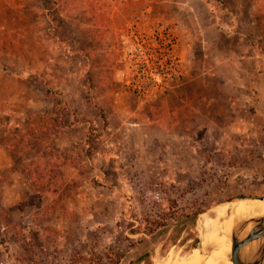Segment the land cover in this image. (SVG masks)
Returning <instances> with one entry per match:
<instances>
[{
	"label": "rangeland",
	"instance_id": "374dc122",
	"mask_svg": "<svg viewBox=\"0 0 264 264\" xmlns=\"http://www.w3.org/2000/svg\"><path fill=\"white\" fill-rule=\"evenodd\" d=\"M261 197L264 0H0V264H192Z\"/></svg>",
	"mask_w": 264,
	"mask_h": 264
},
{
	"label": "bare ground",
	"instance_id": "6f19581e",
	"mask_svg": "<svg viewBox=\"0 0 264 264\" xmlns=\"http://www.w3.org/2000/svg\"><path fill=\"white\" fill-rule=\"evenodd\" d=\"M259 217H264V201L239 199L236 201L222 203L212 218L206 216L205 219H203L202 216L200 219V225H202L201 227L203 230L202 245H209V243L216 239L217 234L220 231L229 228L231 223L237 225L242 220H250ZM250 227L251 225L247 228L249 229ZM256 246V243H251L244 247L240 251L241 257L244 259L251 257ZM230 249V241L221 243L214 248L213 256L208 257L206 260H204L203 257L200 259L199 251L197 249H193L189 254V260L192 261V264H200V262L203 264H217L218 261L222 259L220 256H227L230 254ZM229 264L232 263L230 262Z\"/></svg>",
	"mask_w": 264,
	"mask_h": 264
},
{
	"label": "water",
	"instance_id": "95a60500",
	"mask_svg": "<svg viewBox=\"0 0 264 264\" xmlns=\"http://www.w3.org/2000/svg\"><path fill=\"white\" fill-rule=\"evenodd\" d=\"M264 201V197L254 199ZM251 225L248 231L247 227ZM230 262L232 264H264V217L250 219L238 224L230 235ZM251 243H256L255 251L248 259L240 251Z\"/></svg>",
	"mask_w": 264,
	"mask_h": 264
},
{
	"label": "trees",
	"instance_id": "16d2710c",
	"mask_svg": "<svg viewBox=\"0 0 264 264\" xmlns=\"http://www.w3.org/2000/svg\"><path fill=\"white\" fill-rule=\"evenodd\" d=\"M26 176H27V178H28V181H31L32 176H31V175H28V174H26Z\"/></svg>",
	"mask_w": 264,
	"mask_h": 264
},
{
	"label": "crops",
	"instance_id": "0c3cea01",
	"mask_svg": "<svg viewBox=\"0 0 264 264\" xmlns=\"http://www.w3.org/2000/svg\"><path fill=\"white\" fill-rule=\"evenodd\" d=\"M16 204V203H15Z\"/></svg>",
	"mask_w": 264,
	"mask_h": 264
}]
</instances>
